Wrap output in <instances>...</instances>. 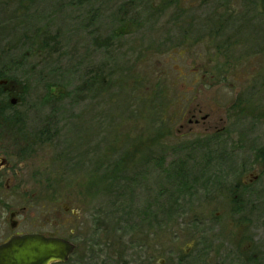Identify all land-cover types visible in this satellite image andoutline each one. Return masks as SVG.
<instances>
[{"label": "rangeland", "instance_id": "1", "mask_svg": "<svg viewBox=\"0 0 264 264\" xmlns=\"http://www.w3.org/2000/svg\"><path fill=\"white\" fill-rule=\"evenodd\" d=\"M81 1L0 0L3 124L32 192L77 213L68 264H264L259 0Z\"/></svg>", "mask_w": 264, "mask_h": 264}, {"label": "flooded vegetation", "instance_id": "2", "mask_svg": "<svg viewBox=\"0 0 264 264\" xmlns=\"http://www.w3.org/2000/svg\"><path fill=\"white\" fill-rule=\"evenodd\" d=\"M188 115V123L196 128H205L209 123L210 128H205V133L212 132L216 126L207 114H202L201 109L191 110ZM10 118L14 119V115L10 116L9 108L0 107V246L13 238L28 235L66 239L63 234L64 215L71 213L76 216L77 213L62 204L48 203L47 197H37L38 193L32 192V180L24 175L25 152L17 150L12 126L3 124ZM151 159L144 161L149 163ZM74 234L71 230V238L67 239L71 243L77 237ZM75 252L76 246L66 262L52 264H68Z\"/></svg>", "mask_w": 264, "mask_h": 264}, {"label": "water", "instance_id": "3", "mask_svg": "<svg viewBox=\"0 0 264 264\" xmlns=\"http://www.w3.org/2000/svg\"><path fill=\"white\" fill-rule=\"evenodd\" d=\"M260 10L264 13V0H259ZM0 80V84H5ZM16 99H11L14 105ZM73 243L63 238H44L28 235L13 238L10 242L0 246V264H52L66 262L73 253ZM162 261L159 262L161 264Z\"/></svg>", "mask_w": 264, "mask_h": 264}, {"label": "trees", "instance_id": "4", "mask_svg": "<svg viewBox=\"0 0 264 264\" xmlns=\"http://www.w3.org/2000/svg\"><path fill=\"white\" fill-rule=\"evenodd\" d=\"M81 2H82L81 0H77L76 3L79 4ZM43 46L45 47L46 45H43ZM9 71H10V67H7L5 69H4V67L0 68V78L6 79V77H7L6 73H8ZM1 88L2 87L0 86V107L2 108V107H4L3 106V101H4L3 99H5V96H4L5 95V92ZM162 161H163V158L160 157V162L159 163H161ZM186 162H187L186 160H183L182 159L181 163L183 164V167H185V163ZM209 162H210V159H207L206 158L205 164H208ZM143 163H147V162L144 161ZM173 163L176 166L175 163H177V162L176 161H173ZM187 164H188V162H187ZM175 166H174V169H176V174H177L176 177L180 178L181 177V174H183V173H182V171H178V167L176 166V168H175ZM119 169L122 170L121 167H119ZM171 172H172V170H171ZM171 172H169L167 170L165 171V173L167 175L166 179L168 180L167 181V185L170 183V178L169 177H171V174L173 173V172L172 173ZM113 173H117V170H113ZM121 180H123V179L121 178L118 181L120 182ZM195 180H196V178L193 179V181H195ZM167 192H169V195H171V196H170V198L168 197L167 200H166L167 203H165V204L167 205V207L165 208V210H168L170 212L180 211L179 208L181 207L180 205H181V200L183 198V196H182L183 190L180 189V190H177V191H174V192H172V191H167ZM167 192L164 194L165 197L168 196L167 195ZM110 246H111V244H110ZM120 254H121V252H119L117 254L118 260L115 263L116 264H125L124 260L123 261L121 260L122 257L121 258L118 257Z\"/></svg>", "mask_w": 264, "mask_h": 264}]
</instances>
